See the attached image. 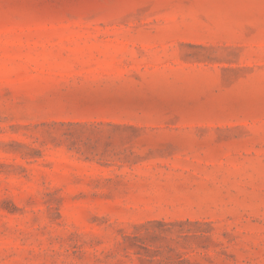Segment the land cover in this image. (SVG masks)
I'll return each mask as SVG.
<instances>
[{
    "label": "rangeland",
    "instance_id": "obj_1",
    "mask_svg": "<svg viewBox=\"0 0 264 264\" xmlns=\"http://www.w3.org/2000/svg\"><path fill=\"white\" fill-rule=\"evenodd\" d=\"M0 264H264V0H0Z\"/></svg>",
    "mask_w": 264,
    "mask_h": 264
}]
</instances>
